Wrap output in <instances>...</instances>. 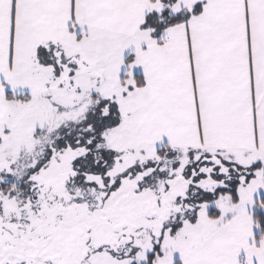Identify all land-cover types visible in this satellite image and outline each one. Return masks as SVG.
Segmentation results:
<instances>
[{"label":"snow or ice","instance_id":"snow-or-ice-1","mask_svg":"<svg viewBox=\"0 0 264 264\" xmlns=\"http://www.w3.org/2000/svg\"><path fill=\"white\" fill-rule=\"evenodd\" d=\"M0 264H264V0H0Z\"/></svg>","mask_w":264,"mask_h":264}]
</instances>
